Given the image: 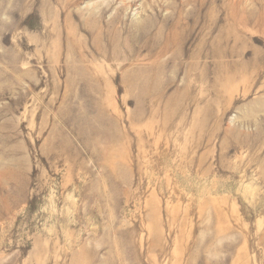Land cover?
<instances>
[{
	"label": "rangeland",
	"instance_id": "obj_1",
	"mask_svg": "<svg viewBox=\"0 0 264 264\" xmlns=\"http://www.w3.org/2000/svg\"><path fill=\"white\" fill-rule=\"evenodd\" d=\"M0 264H264V0H0Z\"/></svg>",
	"mask_w": 264,
	"mask_h": 264
}]
</instances>
